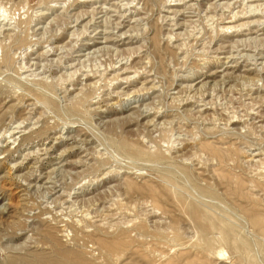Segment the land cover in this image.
<instances>
[{
	"label": "rangeland",
	"instance_id": "rangeland-1",
	"mask_svg": "<svg viewBox=\"0 0 264 264\" xmlns=\"http://www.w3.org/2000/svg\"><path fill=\"white\" fill-rule=\"evenodd\" d=\"M263 113L264 0H0V264H264Z\"/></svg>",
	"mask_w": 264,
	"mask_h": 264
},
{
	"label": "bare ground",
	"instance_id": "bare-ground-1",
	"mask_svg": "<svg viewBox=\"0 0 264 264\" xmlns=\"http://www.w3.org/2000/svg\"><path fill=\"white\" fill-rule=\"evenodd\" d=\"M140 2V1H139ZM168 3V2H167ZM257 4V3H256ZM3 7V6H2ZM120 7V6H119ZM252 11V10H251ZM90 12V11H89ZM83 16V15H82ZM91 17V16H90ZM233 17V16H232ZM2 19V18H1ZM224 19V18H223ZM129 20V19H128ZM197 20V19H196ZM226 21V20H225ZM108 23V22H107ZM11 25V24H10ZM243 26V25H242ZM8 27V26H7ZM5 28V27H4ZM33 30V29H32ZM84 31V30H83ZM189 32V31H188ZM80 34V33H79ZM115 34V33H114ZM78 39V38H77ZM19 40V39H18ZM134 40V39H133ZM48 45V44H47ZM202 49V48H201ZM229 54V53H228ZM46 57V56H45ZM132 64V63H131ZM133 66V65H132ZM122 69V68H121ZM125 69V68H124ZM137 70V69H136ZM94 73V70H93ZM73 74V73H72ZM87 74V73H86ZM75 75V74H74ZM133 75V74H132ZM127 76V75H126ZM109 77V76H108ZM121 80V79H120ZM116 81V79H115ZM112 82V81H111ZM44 88V87H43ZM84 90V89H83ZM98 91V90H97ZM128 94V93H127ZM50 95V94H49ZM129 95V94H128ZM183 99V98H182ZM196 103V102H195ZM195 105V104H194ZM258 109V108H257ZM41 114V113H40ZM264 114V113H263ZM262 115V114H261ZM247 117V116H246ZM247 120V119H246ZM36 121V120H35ZM155 122V121H154ZM56 128V127H55ZM153 130V129H152ZM9 131V130H8ZM1 133V132H0ZM6 134V133H5ZM139 136V135H138ZM12 137V136H11ZM63 137V136H62ZM3 139V138H2ZM254 144V143H253ZM43 149V148H42ZM200 155V154H199ZM211 158V157H210ZM253 161V160H252ZM259 161V160H258ZM261 161V160H260ZM263 164V163H262ZM256 165V164H255ZM258 170V169H257ZM46 176V175H45ZM252 178V177H251ZM110 202V201H109ZM112 207V206H111ZM220 225V224H219ZM17 233V232H16ZM105 235V234H104ZM2 240V239H1ZM100 248V247H99ZM104 248V247H103ZM169 251V250H168ZM220 251V250H219ZM221 252V251H220ZM161 253V252H160ZM220 254V253H219ZM178 255V254H177ZM229 257V256H228Z\"/></svg>",
	"mask_w": 264,
	"mask_h": 264
}]
</instances>
